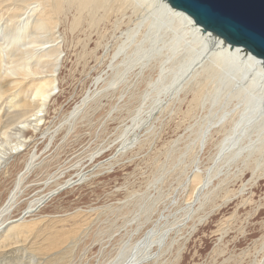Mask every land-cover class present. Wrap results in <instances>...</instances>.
Returning a JSON list of instances; mask_svg holds the SVG:
<instances>
[{"label": "bare ground", "instance_id": "1", "mask_svg": "<svg viewBox=\"0 0 264 264\" xmlns=\"http://www.w3.org/2000/svg\"><path fill=\"white\" fill-rule=\"evenodd\" d=\"M125 6L136 16L131 26L119 31V36L111 31L110 37L117 39L116 43L107 39V45L113 43L114 50L107 68L109 74L98 79L103 85L88 91L68 115L54 118L53 103L61 96L66 78L63 71L67 68L63 71L62 68L67 56L63 53L75 42L74 36L69 40L68 32L72 35L85 23L89 28L87 35L76 36L75 40L79 44L89 41L93 30L96 34V30L105 26L103 22L114 8L121 10ZM134 73L138 76L148 73L151 77L141 95L143 105L132 111L130 122L119 132L116 152L98 158L95 155L100 150L88 154L79 168L71 164L72 161L68 162L70 165H56L53 157L62 148V141L72 127L88 115L83 116L90 103L115 92ZM183 93L185 97L192 94V98L200 99L203 113L191 128L189 126L194 138L190 137L184 148L175 144L180 154L174 158L169 151L172 160L161 166L153 181L154 185L160 183L170 171L182 169L184 163L193 160L191 173L181 184L184 190L192 186V199L171 213H161L138 237H134V233L125 237L113 252L102 260L99 258L95 264H159L172 247L176 237L171 238L172 234H180L189 220V223L203 220V213L209 210L206 208L211 209L209 205L213 206L218 197L215 192L223 191L227 181L249 170L250 178L244 185L252 184L251 180L264 172V59L205 30L192 16L172 7L167 0H0V264H80L73 254L71 257L53 254L73 249L83 223L82 208L77 206L65 211L54 202L62 196V191L82 184L98 170L108 167L118 153L128 151L140 139L137 131L169 105H174L170 103L180 99ZM210 138L213 144L209 160L201 162L199 156H191L192 149L203 148ZM59 154L61 156V151ZM159 195L164 198L166 193L163 190L158 195L148 193V199L142 201L140 194L131 216L136 222L135 231L152 218L153 211L149 210L153 207L152 201L161 198ZM170 201L176 203L178 199L173 195Z\"/></svg>", "mask_w": 264, "mask_h": 264}, {"label": "rangeland", "instance_id": "2", "mask_svg": "<svg viewBox=\"0 0 264 264\" xmlns=\"http://www.w3.org/2000/svg\"><path fill=\"white\" fill-rule=\"evenodd\" d=\"M114 10H116V13ZM114 10L112 11V13H110V15L107 16L108 18L106 19V21L103 22V24L105 25H102L104 29H102L103 27H100L99 30H96V34L95 30H93V33L91 32L92 34L90 33L92 39L90 37L89 41H82L79 44L76 43L75 40L79 35L80 38H83L85 37V35H87L89 28L88 25H85V23L80 26L82 28L76 29L79 32L75 30V33H73L72 35L68 32V38H70L69 40H72L74 36L73 41H75L74 44L72 41L73 45H71V48L75 50L77 49V51H80V53L72 50L69 46L67 47L68 49L65 48L66 50L64 51L66 52L63 51V55L67 56V58L64 61L62 71L63 69L67 68L66 70L68 72L64 70L63 74L64 78L68 77V79L66 80L65 78L62 87V89H64L61 92V96H58L59 98L57 97L56 102L53 103L54 118H57L59 115L61 116H59L58 118L68 115L73 106H75V104L78 103L88 93V91H93L103 85V83H101L102 81H99L98 79L99 76H101L102 78V76L109 74V69L107 68L112 60V52L114 50V47L112 46L113 43L109 44V46L107 45V39L108 41L110 39L114 41V43H116L118 40L110 37L112 36V32L113 34L115 33L116 36H119L120 32L123 31L124 28L129 25L131 26L134 23L133 20L136 16L135 14V16H133V12L128 6H125L124 9L121 8V10L118 8H114ZM122 11L123 14L126 11L127 12L123 15ZM129 11H131L132 14ZM72 12L74 13L73 9ZM71 16L68 17V19H70ZM105 27L108 28L105 29ZM81 30L84 32V36L82 35ZM109 30L110 33L108 32ZM98 31H100V33ZM102 31L107 32H104V34ZM93 37L95 40L93 39ZM97 40H99V43L96 42ZM70 59L72 60L70 61ZM75 60L78 62H76ZM74 61L76 62L75 65ZM103 73L105 74L103 75ZM131 75L127 77L126 81L122 83L119 88L115 90V92L113 90L112 92H110V94L108 93V96H106L107 94L104 96L102 95L101 97H103V99L99 97L98 99L100 103H98V99H96L95 101H93L92 99L93 102L90 103L91 107L88 106L90 109L87 108V112L83 114V116L86 114L89 115H87L86 117L84 116L88 120L85 118H80V120L72 127L73 130L71 129L68 133V136L70 135L71 137L67 136L68 140H66V136V138L64 137L65 140L63 139L62 143H64L61 148L63 150L59 149L57 155L53 157L56 165H70V163L68 162L72 161L71 164L73 163L79 168L80 166H82L81 164L86 160V156L88 154L90 155L100 150L99 152H102H97V154L95 155L98 158L106 156L108 154H114L116 152L118 148L117 146L119 144V132L121 128L125 126V124L130 122L132 111L143 105V103L141 102V95L147 87L148 79L151 77L148 73L144 74L143 76L135 75V73L132 76ZM96 81H99L100 83L97 82L98 84H96ZM56 91L58 92L59 90ZM122 92H124V94ZM90 95H92V93ZM183 95L184 93L181 96L182 98L180 97V99L170 103L174 105H169L168 109L163 110V112L155 115L153 117V120H151L153 124L150 122L148 125H146L145 127H141L140 130L137 131L140 139L135 145L131 147L132 149L129 148L128 151L125 150L126 152L123 151L121 153H118L112 160L113 163L111 162V164L105 169H100V171L98 170L95 174L88 177V179L82 184L77 185L74 188H69L68 190L62 191V196L54 203L63 206V209H65V211L71 210L73 207L77 206L80 209L82 208L81 211L83 216V223L81 224L80 230L77 233L76 243L75 245H73V249L72 247L64 249L60 251V253H57L55 251L53 255L61 254L64 256L68 255L67 257H71L73 254L72 257H75V259L78 261V263L80 262V264H95L99 261V258L100 260H102L103 258L107 257V254L113 252L115 247H117L118 244L123 239H125V237H129L131 233L135 234L134 237H138L146 229H148L149 226L153 225L156 222L161 213H171L182 206V204H185L187 201L192 199V186L190 190H184V187H182L181 184L182 182H185L189 177L188 174L191 173V170L193 168L190 163L193 160H191L190 163L189 160L184 163L182 169L181 167H178L177 169L170 171L164 178L165 181L163 180L156 185H154L153 181L155 174L158 172L161 166L169 163L172 160L169 151H172L171 154L174 158L180 154V151L176 148L175 144H178V147L184 148L186 143H188L190 137L194 138V135H190L191 129H189V126L191 128L195 121L199 118V116L202 115L201 113H203L200 99L196 100L192 98V94H189L186 97L185 95ZM55 107L57 109H55ZM122 107L124 108V110ZM58 108H60V110ZM54 110L56 111V114L54 113ZM57 110H59V112ZM86 120L87 122H84ZM81 122L84 124H82ZM72 131H74V133L76 134H74ZM212 144L213 143L211 142L210 138L206 146H204L203 148L196 146L194 150L192 149L190 151L191 156H199L198 158L202 160H200L201 162L209 160L211 156L210 147H212ZM60 151L61 156L59 154ZM55 158H57L58 160H56ZM59 159H61L62 161ZM243 172L245 174L241 171L242 174L240 173V176L237 177V179L235 178L233 181H227L223 191L215 192L216 196L218 197H216L213 206L209 205L211 209L207 207L206 210H209H207V213H203L204 217L202 216V219L204 221L199 220L202 224L200 222L191 220L193 221V223L191 222L193 227L192 228L189 220L187 221L188 224L187 222L185 223L186 227H182L184 229L181 228L180 234H172L171 238H173L174 235L177 238L175 237V240L173 239V244L170 245L172 247H169V249L164 253L165 255L163 256V260L165 261L162 260L163 262L161 261L159 264H258L257 262H259V264H264V248H261L264 247V172L260 174L263 177L259 175V178L256 177L254 179L256 183H254V180H251L254 184H251V182L248 183L249 186L252 185V189L247 184L250 178L251 171L243 170ZM241 175H243V177ZM240 179L242 182H240ZM244 181H247L246 185H244ZM242 184L244 185V187L242 186ZM257 188L258 190L256 191ZM162 190L166 193V196L162 198V195H159L162 199L156 197V201H152L153 207L151 208V210H149V212L153 211V214L151 216L152 218L148 222H146L139 231H135L136 222L131 220V216L136 207L138 197L141 194L140 199L142 201V199L144 198L148 199V193L158 195V193ZM226 190H228L229 192L226 193ZM231 191L234 192H232L233 195L231 194ZM65 192H67V194H65ZM173 195H175L176 199H178L176 203H172L170 201ZM254 195L257 197L255 198ZM233 197H235V199ZM244 198H246L247 200L244 201ZM248 200H252V202L250 203V201ZM260 201L262 203H260ZM242 202L243 204H245L243 205ZM239 203H241L240 207ZM247 203H250L251 205L248 204L249 206L245 207ZM257 203L259 205H262L263 207L257 206ZM242 205L244 206V208ZM236 206L238 209L236 208ZM256 206L258 208H256ZM250 207H254V209H251ZM231 212L235 213H233L232 215ZM243 213L245 215H243ZM226 219H228L229 221ZM219 222H221V224ZM229 222H231V224ZM235 223L236 225H234ZM214 225H216V227ZM221 225L224 227L223 229H221ZM217 226H219L220 230L219 228H217ZM185 228H191V230L187 229V231L185 230ZM210 232L216 234L211 235ZM217 237H219L220 239ZM215 239L217 241L219 240V242H217ZM258 254L261 257H259ZM69 259L70 258H68L66 261H68Z\"/></svg>", "mask_w": 264, "mask_h": 264}, {"label": "water", "instance_id": "3", "mask_svg": "<svg viewBox=\"0 0 264 264\" xmlns=\"http://www.w3.org/2000/svg\"><path fill=\"white\" fill-rule=\"evenodd\" d=\"M205 30L264 59V0H167Z\"/></svg>", "mask_w": 264, "mask_h": 264}]
</instances>
